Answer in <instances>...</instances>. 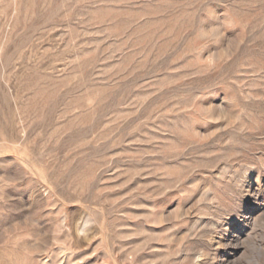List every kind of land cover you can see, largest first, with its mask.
Returning <instances> with one entry per match:
<instances>
[{
	"label": "rangeland",
	"instance_id": "rangeland-1",
	"mask_svg": "<svg viewBox=\"0 0 264 264\" xmlns=\"http://www.w3.org/2000/svg\"><path fill=\"white\" fill-rule=\"evenodd\" d=\"M0 264H264V0H0Z\"/></svg>",
	"mask_w": 264,
	"mask_h": 264
}]
</instances>
